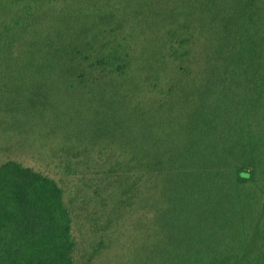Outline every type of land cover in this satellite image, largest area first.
I'll list each match as a JSON object with an SVG mask.
<instances>
[{"label":"trees","instance_id":"16d2710c","mask_svg":"<svg viewBox=\"0 0 264 264\" xmlns=\"http://www.w3.org/2000/svg\"><path fill=\"white\" fill-rule=\"evenodd\" d=\"M180 17L193 34L154 36ZM0 110V138L33 148L43 129L65 173L0 163V264H76L90 202L89 228L134 231L115 248L126 264H264V0H0ZM91 165L68 207L64 176ZM105 246L82 264L109 261Z\"/></svg>","mask_w":264,"mask_h":264},{"label":"rangeland","instance_id":"374dc122","mask_svg":"<svg viewBox=\"0 0 264 264\" xmlns=\"http://www.w3.org/2000/svg\"><path fill=\"white\" fill-rule=\"evenodd\" d=\"M254 6H256V5H254ZM116 18H117L116 22H114V20H112V19L106 20V23H109V27H112L115 29L114 34L116 36V40L114 42H116L118 40V43H123V44L127 45L126 49L130 50V52L132 53V56L134 54L132 65L140 66V61H139L138 55L140 53H142L141 50L143 49L140 46V39H138V38H140V36L138 34H136L135 31L130 29L127 24L119 22L120 19L117 16H116ZM180 18H181V20L183 19V17H180ZM117 22H119V23H117ZM160 25L161 24L156 25V26H160ZM177 25H178V27L176 28L175 25L167 24L166 27L162 28L161 30L157 29V27H154L152 32L154 33V36H156V35L158 36V39H160L163 31H165L166 33H169L166 35L174 34V36H175V34H177V32H181V35H180L181 37H187L188 33H190V32H192V34L194 33V27L196 26V24L185 23L183 20ZM106 30H107V28H106ZM170 32H172V33H170ZM102 34H103V36H102L103 44L105 45L108 43V44H110V47H112L111 43L113 41H112L111 34L107 33V32H103V31H102ZM179 38H180L179 35L176 38H172V40H171L172 42L167 41L166 45L171 42L170 46L172 48H174L176 46L175 40H178ZM189 38L191 39V43H194L192 37L190 36ZM109 42H111V43H109ZM115 44L116 43H114V45ZM190 46L195 47V43L191 44ZM87 49H88L87 50L88 53L90 51L92 52L93 51L92 45L89 44ZM164 51H166V48H164ZM102 54H104V53H102ZM100 57H102V55ZM91 61H92V59L91 60H85V64L90 63ZM168 65H172V62L169 60H168ZM84 67L89 68L87 66H84ZM133 68L134 67H132V69ZM86 72H87V69L85 70V73ZM170 78H172V77H169L167 75V78H166L164 75L163 79H161V81L158 82V88L164 87L166 84V81L170 80ZM172 79H174V78H172ZM174 80H176V79H174ZM151 88L153 91L149 92L148 95L156 94V92H155L156 89L153 88L152 86H151ZM145 94H147V93H145ZM2 112L3 111L0 110V119L2 118V115H4ZM27 132L28 131H26V133ZM32 135H34L35 138L38 140V142L35 143V146L33 148L23 147V145H21V143H23V142H21L19 137L15 138L14 141H11L9 143H8V140L4 139V137L0 138V163L6 161L8 159L18 160L25 165L31 166V167L45 173L46 175H50L51 177H53L55 179H59L60 176L65 174V173L61 167L57 166V164H59L58 157H56L54 150L51 149L54 146L55 141L53 142L52 140L49 139V137L46 138L48 135H47L46 131H44L43 129L42 130L39 129V130L35 131V133H33ZM27 142H31L32 144H34V139L32 137H30ZM101 159L104 160V158L102 156L96 157V160L101 161ZM107 162H109L110 164L113 163L112 160L107 161ZM76 170H77V173L75 175L70 174V175L64 176L66 179V181L64 182V190H65L64 200H65V203L67 204L68 207H70L73 200L77 199L76 192H78V190L82 189V188L89 189L91 186L90 184H94V182H90V184L87 183V182H89V179H90V181H92L93 178L96 179L97 176L100 175V170H99L98 165L97 166L91 165V169L86 168V170L82 169L81 167H77ZM70 172H71V170H70ZM93 173L97 174V175L94 176ZM80 174H84L83 178H85V179H83L82 181L79 180ZM89 176H92L93 178H90ZM82 191L84 192V190H82ZM78 199H80V193H79ZM92 203L93 202H90L87 205H85V207H84V213L85 214L83 215V219L81 220L82 222H77L76 217H74V219H73L72 234L75 238L76 246H77L76 253H75L76 264H82L83 261L85 260V257H86V255H84V254L87 251L88 252L91 251L93 249V247L95 246L96 242L101 240V239L105 240V242H106V246H105V248L102 249V253H104V250L106 249V251L108 252V257L110 259L105 264H126L128 261L127 257L125 256V257H122V258L116 260V253L118 254L117 249L119 250L120 254H121V252H124V253L127 252L126 249L129 247V241H128V238H125V236L122 234L128 233L130 231H131V233H133L134 231L130 230L131 226L129 227L128 226L129 224L127 225L126 220H125V222L124 221L122 222L121 229H120V227L118 228V233L115 230V226H110L108 229L102 228V230L89 228L88 225H90V221L88 219L90 216L96 217L97 214L95 213L94 210L98 207V205H95L94 203L93 204ZM109 204L110 203H108V205ZM149 216H151V215H149ZM99 223H103V222L101 221ZM82 224H84V227H80ZM127 226H128L129 230H127ZM115 248H117V249H115ZM103 255H105V254H103ZM102 256H101V258H102ZM98 257H97V259H95V262L96 261L98 262Z\"/></svg>","mask_w":264,"mask_h":264}]
</instances>
